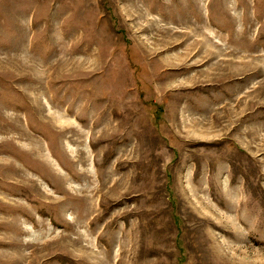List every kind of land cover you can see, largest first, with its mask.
Masks as SVG:
<instances>
[{
	"label": "rangeland",
	"instance_id": "374dc122",
	"mask_svg": "<svg viewBox=\"0 0 264 264\" xmlns=\"http://www.w3.org/2000/svg\"><path fill=\"white\" fill-rule=\"evenodd\" d=\"M0 264H264V0H0Z\"/></svg>",
	"mask_w": 264,
	"mask_h": 264
}]
</instances>
